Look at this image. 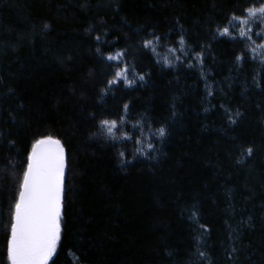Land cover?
<instances>
[{"label":"trees","instance_id":"1","mask_svg":"<svg viewBox=\"0 0 264 264\" xmlns=\"http://www.w3.org/2000/svg\"><path fill=\"white\" fill-rule=\"evenodd\" d=\"M262 2L0 0V264L26 156L46 136L66 155L56 264H264V54L217 35ZM125 65L133 86L109 89ZM120 117L132 140L102 134Z\"/></svg>","mask_w":264,"mask_h":264},{"label":"snow or ice","instance_id":"2","mask_svg":"<svg viewBox=\"0 0 264 264\" xmlns=\"http://www.w3.org/2000/svg\"><path fill=\"white\" fill-rule=\"evenodd\" d=\"M234 21L238 23H233ZM254 24L260 29L254 34L264 40V2L244 8L239 16L233 13L226 24L217 26V35L235 39L236 36L233 33L237 32L240 38H245L255 45L250 49L252 53L264 54V43L257 44L253 40ZM45 27L48 26L45 25ZM96 39L100 40V37L97 36ZM160 39L153 33L151 38L143 41V47L155 54L156 47L153 45V41L158 43ZM179 44L182 50L185 44L183 36L180 37ZM97 51L100 50L97 49ZM169 51L175 53L176 49L170 48ZM125 55L126 52L117 51L114 55H108L107 59L119 61ZM243 58L244 54L237 56L238 61ZM176 59L179 60L180 57H176ZM196 59L202 63V53H197ZM262 62H264V58H262ZM164 63L166 66H173V62L167 57L164 58ZM128 73L129 69L126 65L123 68L118 67L113 78L107 81L108 88L110 89L121 81L127 87H132L134 80L129 79ZM138 78L141 81L145 79L143 75ZM123 109L127 112L129 106L125 104ZM237 115L239 114L237 113ZM235 122L232 120V123ZM124 123H126L125 117H120L119 121L104 119L100 121V130L106 138L111 140H132L133 136L128 132L117 135L118 128ZM142 126L138 122L133 125V128H142ZM166 134L167 130L163 126L155 131V135L160 138L165 137ZM11 143L14 144L15 141H11ZM136 143L139 144L141 141L137 139ZM147 147L152 149L153 145L148 143ZM135 151L145 155L141 148H137ZM252 152V148L247 149V155L251 156ZM118 156L122 158L121 163H131V161L123 159L125 152H119ZM65 168V148L61 140L46 136L32 143L12 205L7 238V261L9 264H49L50 261L51 264H56L54 257L57 256L62 232Z\"/></svg>","mask_w":264,"mask_h":264},{"label":"rangeland","instance_id":"3","mask_svg":"<svg viewBox=\"0 0 264 264\" xmlns=\"http://www.w3.org/2000/svg\"><path fill=\"white\" fill-rule=\"evenodd\" d=\"M62 222V221H61ZM58 250V249H57ZM50 263V262H49ZM7 264H9V262L7 261Z\"/></svg>","mask_w":264,"mask_h":264},{"label":"bare ground","instance_id":"4","mask_svg":"<svg viewBox=\"0 0 264 264\" xmlns=\"http://www.w3.org/2000/svg\"><path fill=\"white\" fill-rule=\"evenodd\" d=\"M66 156V155H65Z\"/></svg>","mask_w":264,"mask_h":264}]
</instances>
